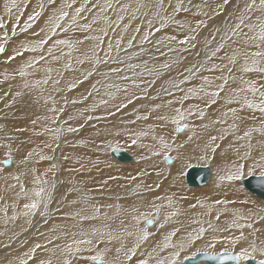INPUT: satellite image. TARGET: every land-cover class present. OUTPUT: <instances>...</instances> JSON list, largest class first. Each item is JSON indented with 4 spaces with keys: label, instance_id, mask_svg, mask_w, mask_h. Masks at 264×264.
<instances>
[{
    "label": "bare ground",
    "instance_id": "obj_1",
    "mask_svg": "<svg viewBox=\"0 0 264 264\" xmlns=\"http://www.w3.org/2000/svg\"><path fill=\"white\" fill-rule=\"evenodd\" d=\"M48 1L42 0L41 20L24 32L19 26L15 36L14 17L41 0H16V8L6 0L8 10L0 5L10 11L0 55V154L10 157L0 159V245L8 241L0 264H21L36 245L26 264H101L90 259L97 253L103 264H171L226 249L264 259V203L241 182L264 164V112L246 103L258 105L264 91L258 70L264 59L253 55L264 52V42L253 39L264 25L261 0ZM62 12L68 15L58 19ZM42 18L59 27L50 32ZM159 23L161 30L150 33ZM21 35L30 37L13 41ZM114 40L121 49L129 40L139 45L105 57ZM6 51L13 57L7 62ZM178 124L186 127L178 131ZM122 136L135 156L128 151L130 165L110 154ZM189 164L210 167L206 185L185 188ZM33 202L35 210L25 209ZM126 211V220L117 216ZM12 215L24 222L13 236L15 224L6 222ZM90 238L105 251L90 246ZM133 247L131 261L113 256L131 255Z\"/></svg>",
    "mask_w": 264,
    "mask_h": 264
},
{
    "label": "rangeland",
    "instance_id": "obj_2",
    "mask_svg": "<svg viewBox=\"0 0 264 264\" xmlns=\"http://www.w3.org/2000/svg\"><path fill=\"white\" fill-rule=\"evenodd\" d=\"M251 1V0H250ZM39 3V2H38ZM47 3H49V1L47 2ZM5 4H6V0H2L1 2H0V5H2L4 8H5ZM42 4V5H41ZM27 6H28V4L26 5V6H24V8L22 9V11H21V13H20V20H19V22L18 23H16L15 22V25H16V28H19V26H20V28H23L24 26H25V21H27V19L26 18H28V15H31L34 11H38V12H40V15L41 16H39L38 18H37V20H41V17H42V14L44 13V11L42 10V7L44 6L43 5V3H42V0H41V3H39V5L36 7L35 5L33 6H30L28 9H27ZM42 6V7H41ZM6 9V8H5ZM27 9V11H26V15H23V17L21 18V16H22V14H23V12L25 11ZM8 10V9H7ZM32 10V11H31ZM5 12V10H2L1 9V11H0V22H2L3 24H4V22L6 21V18L8 17V15L10 14L9 12L10 11H6L5 12V14H2V13H4ZM27 12H28V14H27ZM157 12H158V9H157ZM7 13H8V15H7ZM2 15V16H1ZM7 15V16H6ZM25 17V18H24ZM15 18L16 17H14V20H15ZM59 19V18H58ZM7 20H8V18H7ZM16 21V20H15ZM49 20L48 19H44V18H42V22H41V24L40 25H47V22H48ZM6 22H8V21H6ZM21 22V23H20ZM39 22V21H38ZM14 23V22H13ZM167 23H168V21H167ZM20 24V25H19ZM56 25L58 24V23H55ZM54 22H48V27L51 29L52 27H54ZM14 25V24H13ZM13 25H10L12 28H13ZM55 25V26H56ZM9 26V25H8ZM9 26V27H10ZM193 26V29H195V26L194 25H192ZM126 27H128V25L126 26ZM155 27V29H153V31H149L150 33H154V32H156L155 34H157L160 30H161V28H162V26H161V23H159L158 24V26L156 25V26H154ZM153 27V28H154ZM159 27H160V29H159ZM43 28H45V26L43 27ZM112 28H116L117 29V27H112ZM171 28H172V30H174L173 29V27L171 26ZM148 29V28H147ZM5 27L4 28H2V29H0V43H2V44H7V42L5 41V40H7V38H5V37H2L1 36V34H4V32H5ZM198 30H199V28H198ZM50 31V30H49ZM50 32H52V31H50ZM148 31H147V33H149ZM174 32V31H173ZM196 32V31H195ZM53 33V32H52ZM105 34L106 32H105V30H102L101 32H99V34ZM149 33V34H150ZM106 35V34H105ZM23 36H25L26 38H24ZM29 36V35H28ZM28 36H26V35H21L20 37L21 38H17V39H13V41H17L16 43L17 44H20V39L23 41L24 39H27L28 38ZM2 37V38H1ZM30 37V36H29ZM122 38H123V36H121ZM146 40V39H145ZM39 41V40H38ZM116 41H118L119 43H120V40H116ZM115 40H114V43H111L109 46H108V48L110 49L111 48V50L109 51V49H106L105 51H104V53L103 54H105V57L106 56H111V57H117L119 54L118 53H120V54H124V53H122V52H129V50L128 51H122V49H124V48H127L128 46V48L127 49H129L130 47H132V48H137V46L139 45V43H138V41L136 42V44L135 43H133L132 42V44L131 45H133V46H131V45H128V46H126V47H123L122 49H121V45L118 43V42H116ZM128 42V41H127ZM127 42H124V44L126 45L127 44ZM114 46H113V45ZM120 45V46H119ZM137 45V46H136ZM135 46V47H134ZM113 47V48H112ZM143 47V46H142ZM114 48H116V49H114ZM103 49H105V48H99L98 50H99V54H101V51L103 50ZM113 50V51H112ZM120 50V51H119ZM36 51V52H35ZM35 51H32V52H34V53H37V55L38 54H42V52H40V51H37V50H35ZM112 51V52H111ZM118 51V52H117ZM122 51V52H121ZM111 54H110V53ZM113 53H114V55H113ZM2 54H4L3 52L2 53H0V55H2ZM15 55V54H14ZM113 55V56H112ZM198 55V56H197ZM41 56V55H40ZM46 56H49V54L47 53L46 54ZM202 56V52H198L197 54H196V60L199 58V57H201ZM9 57H10V55H9V53L6 51L5 52V59H6V61L5 62H7L8 60H9ZM59 57H61V56H59ZM192 58H194V56H192ZM4 59V60H5ZM8 59V60H7ZM71 60V59H70ZM195 60V61H196ZM94 63H95V65H97L98 66V64H99V61H98V59H96V60H94ZM195 63V62H194ZM196 63L197 64H200V62H197L196 61ZM53 64V63H52ZM46 65V64H45ZM49 65V64H48ZM55 65V64H54ZM56 66H59V67H61L60 65H56ZM119 66V65H118ZM96 67V66H95ZM94 68V67H93ZM120 68V67H119ZM69 92V91H68ZM1 94V93H0ZM2 98H6L5 96H3ZM63 98H65V100H66V102L65 103H68V100H67V96H66V93H63ZM11 104V103H10ZM176 137V136H175ZM116 139L119 141L118 142V144H116V145H114V146H111L112 148H119V149H125L127 152L128 151H130V148L126 145V143H124V145H122L123 143L122 142H120V141H122V140H124L123 139V136L122 137H116ZM133 148H135L134 147V145L132 146ZM130 152H132V154H133V151L131 150ZM131 154V153H130ZM131 154V155H132ZM168 156H170L172 159H173V157L168 153L167 154ZM0 159L1 160H4V159H8L9 160V157H6L5 155H3V154H0ZM133 156H134V154H133ZM135 157V156H134ZM136 159V158H135ZM203 161V163L202 164H200V165H205V163H206V161L205 160H202ZM209 161V160H208ZM129 163V165L131 164L130 162H128ZM206 164H209V163H206ZM0 165H2L1 163H0ZM192 164H189L187 167L189 168V166H191ZM193 165H195V164H193ZM196 165H199V164H197L196 163ZM169 166V165H168ZM108 167H110V168H112V171L111 172H113V173H117L118 174V169H116L115 167H112V165H109ZM186 167V169H188ZM114 170V171H113ZM185 172V171H184ZM4 173V172H3ZM3 173H0L1 175L3 174ZM257 172H255V174H254V176L255 175H257L256 174ZM7 175V174H6ZM249 175V174H248ZM183 176H184V173H183ZM184 178V177H183ZM242 186V185H241ZM185 188H187L188 190H190L191 189V187L190 188H188V187H186L185 186ZM193 188V187H192ZM242 188H243V186H242ZM244 189V188H243ZM251 196V195H250ZM256 199V198H255ZM261 202H262V200L261 199H259ZM259 202V201H258ZM261 202H259V206L260 205H262V203ZM6 204H7V202H6ZM258 205V204H257ZM129 215V212L128 211H126V213H124V212H120L117 216H121V218H122V220H126V218H127V216ZM123 218H125V219H123ZM149 219H147L146 221H145V223H146V225L147 226H149L148 224H147V221H148ZM6 222L7 223H13V224H15V226H14V228H13V233H12V236H13V234L15 233V230H16V228H19L20 230H24L23 228H24V222L22 223V222H20L19 223V217H18V215H12V217H11V219L10 220H7L6 219ZM20 226H19V225ZM120 223L118 222V225H119ZM1 227V226H0ZM16 227V228H15ZM120 227H122L123 228V226L120 224ZM2 228V227H1ZM121 228V229H122ZM123 229H125V228H123ZM122 229V230H123ZM94 232H95V234H94V236L95 235H98V234H101V233H99V230H94ZM93 236V237H94ZM0 237H1V234H0ZM92 237V238H93ZM92 238H90V239H88V241H91V244H89L90 246H99V243H100V240L99 239H92ZM0 239H2V237L0 238ZM95 242V243H94ZM3 243V244H2ZM8 244V241L6 240V239H4V240H2L1 241V245H0V249H2V247L3 246H6ZM162 245H164V244H162ZM100 247V246H99ZM122 247V246H121ZM134 248V247H133ZM8 249V248H7ZM7 249H5V250H7ZM15 249V248H14ZM104 250L105 251V249L104 248H102V247H100V250ZM120 249V247H118L117 248V250H119ZM128 250H130V248H127ZM9 251H12V249H8ZM30 250L32 251V249H27L25 252H24V256H26V257H23L24 258V260H26V259H28V258H33L34 259V254H35V252H32V254L30 253ZM102 250V251H103ZM107 250V249H106ZM161 250V249H160ZM103 251V252H104ZM121 251V250H120ZM222 251V250H221ZM221 251H216L215 253H220ZM224 251H229V250H224ZM223 251V252H224ZM108 252V253H107ZM123 251H121V253H122ZM30 253V254H29ZM114 254H113V256L116 258V259H118V260H120V258H122L121 260H123V259H126L127 257H124L123 255H120L119 254V252L118 251H116V252H113ZM29 254V255H28ZM105 254V253H104ZM106 254H108V255H111V253H110V251L109 250H107L106 251ZM30 255H32L31 257H27V256H30ZM90 255V251L88 252V254H87V260L89 259L88 258V256ZM170 256V255H169ZM23 258H22V261H24L23 260ZM83 258H85V256L83 257ZM169 258V257H168ZM33 259H29V261L31 260V261H33ZM102 259L104 260V258L102 257ZM263 259V258H262ZM16 263V262H15ZM16 264H18V262L16 263ZM24 264H26V261L24 262ZM94 264H98L97 262H94Z\"/></svg>",
    "mask_w": 264,
    "mask_h": 264
},
{
    "label": "snow or ice",
    "instance_id": "obj_3",
    "mask_svg": "<svg viewBox=\"0 0 264 264\" xmlns=\"http://www.w3.org/2000/svg\"><path fill=\"white\" fill-rule=\"evenodd\" d=\"M50 2H51V0H49V3H50ZM227 2H228V0H225V3H227ZM261 4L264 5V0H261ZM11 6H12L13 8H16V7H17L16 0H12V5H11ZM41 7H42V6H41ZM109 7H111V5H109ZM249 7H251V6L249 5ZM5 8L8 9V4H7V3L5 4ZM177 9H179V5L177 6ZM76 11L79 13V12L82 11V9L78 8V9H76ZM67 15H68L67 12H62V14L60 15L59 19H63V18H64L65 16H67ZM39 16H40V12H38V11H34L31 15H29L28 18H27V21H25V27L22 28L21 31H22V32L27 31L28 28L31 27L32 22H35V20H36ZM15 19H16V21H17V23H18L19 20H20V16H16ZM73 19H74V18H73ZM242 23H243V20H241V24H242ZM4 26H5V25H4L2 22H0V29L4 28ZM57 27H59V24H57L56 26L52 27L50 30L54 33V32L57 30ZM239 27H240V25H237V28H236V29H233V32L236 33V31H237V29H238ZM15 30H16V25L14 24V25H13V28H12V35H13V36H15V34H16V31H15ZM7 36H8V33L5 32V33H4V37L7 38ZM145 39H147V36H145ZM172 39H175V38L173 37ZM253 39H259L261 42H264V25H261V27H260V32H259L258 37H254ZM46 42H47V41H46V39H45V40H40L38 43H39L40 46H43ZM58 43H65V44H67V43H69V42H68V41H58ZM128 43H129V45H131V44H132V41L129 40ZM181 43H187V40H185V41H181ZM221 47H223V45H221ZM4 51H5V46H4V44L0 43V53H2V52H4ZM217 51H219V49H217ZM214 54H215V53H214ZM253 55H254V57H256V58L264 59V52H256V53H254ZM12 58H13V57H9V59H12ZM252 63H253V64H256V63H257V60H256V59H253ZM248 70H251V69L245 68V71H248ZM258 70H259V71H264V68H259ZM21 75H23V72H21ZM205 79H206V78H205ZM221 87H222V86H221ZM252 91L255 92V91H257V89H256L255 87H253V88H252ZM217 94H218V93H213V95H217ZM260 97H261V100H260V103H259L258 105H254V104H252L251 102H247V101H246V103H247V107H249V108L258 107L262 112H264V91H260ZM185 99H187V97H185ZM213 102H214V101H213ZM61 111H62V109H61ZM232 111H235V110L233 109ZM200 114L203 115V112H201ZM181 119H183V115H181ZM184 127H186V125H179V124H178V126H177V130L180 131V130H182ZM75 130H76V129H73V128H71V127H69V128L67 129V131H69V132H72V131H75ZM59 132H60V129H56V130H55V135H57V137H58ZM246 135H247V133H246ZM133 143H135V141H133ZM164 147L167 148L168 146H167V145H164ZM9 158H10V157H9ZM166 158H169V159H170V157H166ZM262 160H264V157H262ZM3 162H4V163H7L8 161L5 160V161H3ZM243 167H244L243 165L240 166V168H243ZM252 174H253V171L250 169V170H249V175H252ZM256 174H257V180H258V183H259L261 186H264V164H261V165L259 166L258 171H257ZM227 178L231 180V179H235V178H238V177H235V176H233V175H229ZM42 192H43V189H41L40 191H38V192L36 193V195H37V196H40V195L42 194ZM24 207H25V209H28V210H30V211H31V210H35V209L37 208V203H36V202H33V203H31V204H25ZM25 214H27V213H25ZM147 222H148V223H151V220H148ZM236 227H243V225L237 224ZM248 227H251V225H248ZM200 231H201V233H202V232H203V229H200ZM147 235H148V233L145 231L144 234H143V236L140 237V239H144L145 237H147ZM171 235H174V233H173V234H170L168 237H166V241L171 239ZM77 243H81V242H77ZM87 243L90 244L91 241H87ZM182 243H183V242H182ZM39 247H40L39 245H36V248H39ZM164 247H165V248L168 247V243H167V242L164 244ZM36 248H33L32 251L35 252ZM77 251H78V250H77ZM256 251H257V249H256V247L253 245V246H252V252L254 253V252H256ZM259 251H260V253H261L262 255H264V248H260ZM129 252L132 253V254H131V255L126 254V257H127V259H128L129 261H131L132 258H133V255H134V253H135V248L130 249ZM223 255H224L226 258H228V259L239 261V260H241L242 258L247 259L248 256L250 255V253L247 251V249H244V250H242L241 252H239V253H237V254H235V255H233V254L230 253V252H225V253H223ZM90 259H92L93 261H100L101 264H103L102 255H101L100 253H97L95 256H92ZM21 264H24V261H21ZM65 264H67V262H65ZM137 264H148V261L143 260V259H140V260L137 261ZM156 264H166V262H165L164 260L158 259L157 262H156ZM169 264H170V262H169ZM259 264H264V259L259 260Z\"/></svg>",
    "mask_w": 264,
    "mask_h": 264
},
{
    "label": "water",
    "instance_id": "obj_4",
    "mask_svg": "<svg viewBox=\"0 0 264 264\" xmlns=\"http://www.w3.org/2000/svg\"><path fill=\"white\" fill-rule=\"evenodd\" d=\"M111 156L119 161L120 163L129 162L132 160L131 154H129L125 149L114 148L110 152ZM166 162L171 163V158H166ZM8 163V162H7ZM3 163V164H7ZM210 167L206 166H190L185 173L186 183L188 186H203L209 180ZM243 186L251 192L254 196L260 198L264 203V186L258 183L257 175H249L247 178H241ZM152 225L151 223H147ZM231 251H224L221 253L212 252H197L190 258H185L181 261L172 262L171 264H198L199 262H205L206 264H239L240 260H231L226 258L223 253ZM260 259L249 258L246 259V264H259Z\"/></svg>",
    "mask_w": 264,
    "mask_h": 264
}]
</instances>
